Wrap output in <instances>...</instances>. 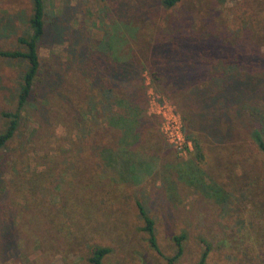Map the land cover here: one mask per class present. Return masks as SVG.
<instances>
[{
    "label": "rangeland",
    "instance_id": "rangeland-1",
    "mask_svg": "<svg viewBox=\"0 0 264 264\" xmlns=\"http://www.w3.org/2000/svg\"><path fill=\"white\" fill-rule=\"evenodd\" d=\"M43 1L46 25L57 23L67 4L71 17L65 26L81 25L93 39L109 28L105 11H98L104 0ZM30 8V0H0V49L17 48L15 38L27 31ZM162 16L183 32L193 19L190 36L204 39L192 50L193 67L207 64L216 81L225 73L251 87L239 118L231 108V126L221 125L216 137L190 128L178 99L182 95L167 96L142 71L145 111L155 116L143 147L150 161H140L139 169L134 162L123 164L128 171L121 173L137 177L150 162L153 167L140 183L116 181L119 172L96 161L90 146L112 134L105 135L102 127L82 131L84 120L75 124L74 107L81 92H89L87 79L74 62L65 65L72 62L65 39L44 41L37 49V93L0 148V264H91L93 245L109 248L101 264H168L173 237L181 234L176 264H196L204 250L202 264H264V165L250 136L257 129L264 141V0H184ZM176 26L171 27L181 30ZM24 66L0 57V130L7 122L1 113L15 107ZM162 105L178 113L190 141L182 155L162 135ZM152 156L158 158L151 161ZM137 203L152 219L158 251L142 230Z\"/></svg>",
    "mask_w": 264,
    "mask_h": 264
},
{
    "label": "trees",
    "instance_id": "trees-1",
    "mask_svg": "<svg viewBox=\"0 0 264 264\" xmlns=\"http://www.w3.org/2000/svg\"><path fill=\"white\" fill-rule=\"evenodd\" d=\"M183 1L104 0L98 11H105L104 16L108 19L109 28L103 32L100 39H93L83 32L81 25L75 29L65 26L64 22L71 17L67 4L57 17V23L50 22L46 25L44 1L30 0L27 31L16 36L17 48L0 49V57L21 61L25 65L16 88L15 107L12 111L1 113L7 122L0 130V148L13 136L22 109L37 93L34 79L39 68L38 47L43 45L44 41L56 43L63 39L67 43L66 51L72 61L65 62V65L71 66L74 62L75 68L87 79L89 86L88 94L83 95L81 92L78 96L81 97L80 101L76 100L78 105L74 107L75 124L80 126L84 120L83 123L87 122V126L82 131L91 133L94 127H102L105 135L112 134L109 141L99 145L92 142L90 146L93 147L91 153L96 155L95 160L98 158L102 166L113 173L119 172L122 175V170L128 171L122 167L123 164L127 167L126 164L131 166L134 162L139 169L142 168L140 161H150V156L146 155L148 149L144 150L143 147L149 144L146 130L154 124L155 116H148L145 111L142 71H147L151 83L167 96L177 92L182 95L178 99H182L181 111L186 116V124L190 128L216 137L221 125L231 126L228 111L233 108L234 119L239 118L238 113L243 110L242 103L250 93L251 87L244 83V79L237 82L225 73H221L220 81H216L218 77L207 72V64H199L196 68L194 64L193 67L192 50L195 45L204 41L190 36L195 33L191 27L195 24L193 19L189 20L191 25L183 32L180 26L166 25L162 16L177 8ZM171 26L181 30L176 31V28ZM167 27L166 33H162ZM140 56H145L150 62L149 65L143 62ZM185 59L191 62V66ZM195 78L198 82H190ZM39 84L47 85L44 82ZM249 120L254 122V119ZM250 136L262 154L264 165V141L257 129H253ZM186 137L191 139L196 147L193 136ZM126 175L125 177H135L132 172ZM136 205L143 220L142 230L147 234L148 243L158 251L152 219L139 203ZM182 237V234L173 237L175 250L173 255L166 257L168 264H176L181 254ZM89 251L88 262L101 264V258L108 253L109 248L93 245ZM205 255L206 250L201 253L196 264H202Z\"/></svg>",
    "mask_w": 264,
    "mask_h": 264
},
{
    "label": "built area",
    "instance_id": "built-area-1",
    "mask_svg": "<svg viewBox=\"0 0 264 264\" xmlns=\"http://www.w3.org/2000/svg\"><path fill=\"white\" fill-rule=\"evenodd\" d=\"M159 112L164 118L161 127L162 135L172 145L178 155L184 154L186 148L190 149V141L182 133L180 122L178 121V113H174L173 109L165 108L164 105H162V111Z\"/></svg>",
    "mask_w": 264,
    "mask_h": 264
},
{
    "label": "crops",
    "instance_id": "crops-1",
    "mask_svg": "<svg viewBox=\"0 0 264 264\" xmlns=\"http://www.w3.org/2000/svg\"><path fill=\"white\" fill-rule=\"evenodd\" d=\"M158 157H153L152 156V160L151 161H154L156 160ZM153 167L152 163L150 162L149 166L147 167V169L145 170L144 173H142L139 177H141L142 175L145 174L148 175L150 172H151V168ZM139 177H125V176H122L121 174L120 175H117V180L116 181H120V182H123V183H131V184H135V183H140L142 182V178H139Z\"/></svg>",
    "mask_w": 264,
    "mask_h": 264
}]
</instances>
